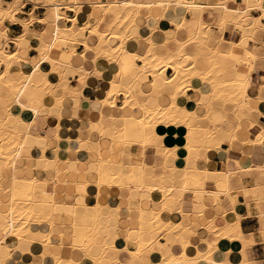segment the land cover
<instances>
[{
    "label": "bare ground",
    "instance_id": "6f19581e",
    "mask_svg": "<svg viewBox=\"0 0 264 264\" xmlns=\"http://www.w3.org/2000/svg\"><path fill=\"white\" fill-rule=\"evenodd\" d=\"M40 1L47 5L54 21L61 16L67 17L66 12L60 8V0ZM69 1L73 3L71 7L76 12L73 18L67 17L73 22V25L57 27L54 41L42 43L38 49L42 59L51 65V71H56L58 74L59 82L57 83L47 77V73L39 68L38 63H31L30 60L20 55V48L27 45L28 40L25 38L27 32L18 37H9L4 30L0 29V69L4 68L0 70V160L5 163V168L1 171H8L13 179L8 201H3L2 196L0 197V258L3 260L2 264H22L14 260L12 251L23 252L26 245L32 246L38 251L36 255L32 248L28 251L34 256V259L28 264H80L72 256L75 251L82 252L87 259L91 260V264H124L118 259L117 254L109 253L110 251H119L115 244L119 207L104 204L99 200V188L102 185L127 189L135 187L139 190H146L150 194L147 200L140 198L135 204L138 226L127 228L126 241H135L136 245L132 248L126 245L124 250L122 249L137 261L135 264H141L142 254L146 250L159 256L160 260L153 264H199L201 262L215 264L212 258L214 242L205 239L206 251L196 250L194 254H189L187 247L191 243L188 236L194 232L190 227L191 222L186 219V221L184 219L173 221L166 218L164 214L177 211L181 216H187L188 214L183 211V204L188 201L186 193L192 195V198H189L190 203H193L195 196L204 195L203 198L210 196L217 205H220L221 194L231 198L229 194V190L232 188L229 181L231 172L228 169L222 172L216 171L215 175L220 174L222 176L210 177V172L206 169L199 170L186 167L178 169L172 164L168 174L157 175L153 166L145 162V148L156 146L166 160L169 156L174 157V149L167 148L159 142L162 137L156 131L159 124H175L186 127L184 148L188 152L187 158H197L200 156L201 150L219 148L224 143L230 145L232 142L239 141L249 146L264 143V125L251 122L250 124L255 128V133L253 132V137L249 138L248 131L237 132L239 120L233 131L225 132L220 127L213 125V122L211 124L209 119V114L218 106L225 111L226 105L231 103L234 112L237 113L239 109L244 108L249 111L251 101L257 104V102L264 100L260 95L252 98L247 92L251 85L250 75L255 65L254 62L259 54L254 47L250 49L246 44V41L254 39L252 35L246 33L247 29L254 30L258 24V19H260L251 16L250 11L259 8L262 10L260 17L264 16V0H244L246 9L231 8L225 1L203 6L194 0H96L92 2V5L97 7L103 16L95 20L94 23L88 21L87 12L82 8L80 0ZM18 2L19 0H14L13 3L0 0V25L6 19H11ZM152 6H159L165 13L172 15L171 19L176 25V29L184 26L185 17L181 12L190 7H197L201 10V15L198 17V28L190 33L186 41H179L174 38L171 47L168 46V41L157 44L151 35L134 37L142 51L130 52L128 65L133 69H138L141 76H134L130 84L123 83L122 79L119 81L112 80L110 88L101 102L113 109L123 107L138 109L141 114L136 116L121 113L120 117L117 116L118 118L112 116L113 122L109 124H105L103 118L90 123V126L95 127L102 135H107L110 138V152L115 154L118 152L119 157H104L101 154L102 148L99 147V157L93 165L94 173L97 176V180L93 184L98 187L93 213L91 215H74L73 212L71 222L56 223L53 220V214L56 210L38 212L33 208V204L37 201L53 203L52 195L56 185L52 183L50 192L38 193L34 188L36 179L32 175L28 177L19 176L18 162L25 159L28 164L35 167L33 163L35 156L33 154L27 158L22 156V153L26 151L23 144L25 133L20 129L22 123L20 115L13 112L11 107L16 105L21 109L30 108L37 112L45 95H49L55 101L50 112L57 114L60 118L59 110L63 102L70 98L74 91L69 89L67 85V79H69L66 72L67 68L59 62H54L49 57V52L55 45L74 51L75 44L79 43L75 36L74 24L78 19H83L85 21L82 26L80 25V28L95 35L97 43L89 45L86 40L82 43L86 47L92 46L91 48L96 51V57L117 62L120 67L126 65L120 61L119 56L126 52V42L133 38L129 33L130 29L134 25H139L138 19L141 11ZM216 8L222 13V17L216 23L222 33L229 25L242 30V36L237 41L223 36V39L229 41L233 47L242 49L241 54L239 53L240 55L237 57L238 60L235 58L234 48L232 52L220 55L218 49L208 46L211 27L209 23L204 21L203 14L206 10L211 14L210 10ZM107 17L109 19L106 22V28L103 29L100 23ZM251 19L253 23L249 26ZM259 26L264 29V25L259 23ZM10 40L16 45L13 50L8 47ZM189 46H193L195 52L189 53L187 51ZM228 63H233L232 67ZM241 66L248 69L245 77H243V72L240 69ZM73 70L75 73H79L80 82L85 84L87 73L79 69ZM167 70H171L168 75ZM149 75L153 78L152 81L150 80L151 86H153V95L157 97L167 93L169 98L167 105H150L143 98L147 92L143 89H139L137 92L135 89V85L145 81ZM192 79L200 80L201 83L209 86L206 94L207 101L204 103L207 112L204 116H198L193 110L177 103V98L186 94V89L190 86ZM155 81L162 82V87L154 86ZM61 83H64L63 86ZM260 88H264V84ZM56 90H58L57 93ZM120 94H123L124 100L122 106L117 107L116 101ZM77 139L79 140L80 137ZM53 140L59 142L56 147L34 150V152L42 154L37 160L49 159L45 155V151L48 149H52L56 153L53 158L56 160L60 159L61 153H65L69 158L70 154L77 151V149L70 147L68 137L63 139L56 135ZM133 147L139 148L140 152L133 151ZM67 161L73 166L71 160ZM90 165L91 163L89 170L86 171L89 174ZM251 170H258L261 177L264 178V165H255L254 167L249 165L246 171ZM68 171L72 170L68 168ZM73 172L77 173L76 171ZM89 182L91 181L86 180L82 183L87 187ZM210 183H222L224 188L222 190L208 188L207 185ZM258 189L257 195L245 193V198L256 199L258 202L264 201V198L261 197L264 184H258ZM152 195H157V200ZM155 204H158L160 208L156 209ZM145 205H151L147 211H144ZM202 207L206 211V205L202 204ZM204 211L200 212V215L205 213ZM261 212L264 213V210ZM223 213L225 212L222 211L221 214ZM225 214L229 215V220L224 222L222 226L216 225L214 218L210 217L203 227L208 232L213 233L214 240L226 237L230 240H239L246 246L247 241L239 223L241 215L233 209ZM74 228L80 229V243L71 244L69 255L67 254L68 256L65 257L61 254L63 245L52 240L53 233L57 232L64 236L65 233H72ZM160 233H163L167 240L168 255L162 252L166 244L161 243L160 249L155 247L156 236ZM94 244L98 246L96 254L90 252V247ZM173 245H177L180 251L172 250ZM47 260L49 263H46Z\"/></svg>",
    "mask_w": 264,
    "mask_h": 264
},
{
    "label": "crops",
    "instance_id": "0c3cea01",
    "mask_svg": "<svg viewBox=\"0 0 264 264\" xmlns=\"http://www.w3.org/2000/svg\"><path fill=\"white\" fill-rule=\"evenodd\" d=\"M4 1L7 3L14 2V0ZM94 1L96 0H83L80 2L84 11L87 12V19L89 18V22L90 18H94L95 22V20L103 16V13L92 5ZM194 1L203 6L214 5L219 1H225L231 8L238 7L246 9L244 0ZM18 4L19 8L13 11L11 19H6L0 25V29L4 30L9 37H18L27 32L25 34V38L28 40L27 47L23 46L20 48V55L30 60L31 63H38L39 68L47 73V77L51 81L54 83L59 82L58 74L56 71H51V65L48 61L42 59L38 49L41 47L42 43H51L54 41V34L57 27H65L69 26V24L70 26L73 25V22L69 20V18H73L76 15V12L71 7L73 3L69 0L65 4L61 2L60 8L66 12L65 14H67L66 16L69 18L61 16L56 21L52 18L49 8L43 1L19 0L16 7ZM210 11L211 14H209L207 10L203 14L204 21L209 23L211 27L210 32L212 35L210 33L208 39L209 48L218 49L220 55L232 52V44L224 40L223 36L227 39L237 41L239 37L242 36V30L233 28L229 25L224 33H222L216 25L219 18L222 17L221 11L217 8ZM181 13L185 17L184 26L176 29V25L171 19L172 15L165 13L161 7L152 6L149 9H143L138 19L139 25H134L130 29L129 33L133 38L126 42V52L119 56L120 61L126 64L121 67L117 62L96 57L95 49L91 48L92 46L86 47L85 44L82 43L84 40H86L89 45L97 43L95 35L89 34L88 30L85 31L80 28L84 24L85 20L83 19H78L74 24L76 30L75 36L79 41V43L75 44L76 47L74 51L66 50L59 45H55L49 52V57L54 62H59L67 68L66 72L69 75L67 85L69 89L74 91V94L63 102L59 110L60 118L57 114H52L50 112V108L54 105L55 101L49 95H45L41 106L38 108L39 111L37 112L30 108L21 109L16 105H12L11 107L13 112L20 115L22 121L20 129L25 133L23 136V144L26 151L22 153V156L24 155L23 157L25 158L32 154L35 156L33 162L35 167L28 164L25 159L18 162L19 176L23 175L28 177L32 175L36 179L34 188L38 193L50 192L52 185H56L55 192L52 195L53 203L49 201H37L33 204V208L36 211L48 212L53 209L56 210L53 214V220L56 223L71 222L73 220V212L75 213L74 215H91L93 213V207L96 202L95 195L98 192V187L93 184L94 181L97 180L93 165H95L94 163L99 157V147L101 146V154L104 157L114 156V158H118L119 155L117 154L118 152L116 154L110 152V138L107 135H102L95 127L90 126V123L103 118L105 124H109L113 122L111 120L112 116L118 118L121 113L125 115L133 114L136 116L141 114L138 109L134 110L129 107L128 109L127 107L113 109L107 105L105 106L101 101L106 96V92L110 88L112 80L119 81L122 79L123 83L130 84L134 76H141L138 69H133L128 65L130 62L128 54L130 52L142 51L138 41L135 40L134 37H147L151 35V38L157 44L168 41L167 44L170 47L173 46L174 38L179 41H186L189 38L190 33L198 28V17L201 15V10L197 7H190ZM250 13L251 16L260 19H258V24L255 26L254 30L251 28L247 29L246 33L252 35L254 39L246 41V44L250 49L254 47L259 55L254 62L255 65L250 75L251 85L248 87L247 92L252 98L260 95L262 99H264V88H260V86L264 84V72H262L264 71V29L259 26V23L264 25V16L260 17L262 15V10L259 8L252 9ZM108 19L109 17L100 23L101 28H106ZM249 22V26H251L253 23L252 19ZM151 29H153V31H151ZM8 47L13 50L16 45L10 40ZM241 50L240 47L234 48L235 58L238 57L237 55ZM187 51L193 53L195 52V48L189 46ZM137 62L139 63L140 61ZM228 64L232 67L233 63ZM2 69L3 67L0 70ZM24 69H26V66H24ZM73 69H79L87 73L85 84L80 82L79 73H75ZM240 69L243 72V77H245L248 69L245 66H241ZM170 73L171 70H167V75ZM150 80L152 81L153 78L149 75L145 81L136 84L135 89L137 92L139 89L146 91L147 95L143 98L147 100L150 105H167L169 103L167 93L155 97V95H153V86H151ZM63 84L64 83H61L62 86ZM153 85L162 87V82L155 81ZM208 90L209 86L207 84L201 83L200 80L192 79L190 81V86L186 89V94L180 95L177 98V103L181 106H185L189 110H193L198 116H204L207 112L204 103L207 101L206 94ZM57 92L58 90H56V93ZM123 100V94H120L116 101V106H122ZM250 107L249 111L244 108L239 109V111L235 113L233 104L231 103L226 105L225 111L218 106L209 114V119L211 124L214 123L213 125L220 127L225 132L233 131L239 120L237 132L241 133L242 131H248V137L252 138L255 133V128H253L250 123L256 122L264 125V114H262L264 113V100L257 102V104L251 101ZM156 131L162 136L159 142L167 148L174 149V157L172 158L169 156L166 160L163 153H160L156 146H148L145 148V162L153 166L157 175L168 174L172 164L178 169L184 167L191 169L197 168L199 170L206 169L210 172V177L222 176L220 174L215 175L214 173L216 171L222 172L228 169L231 172L229 175L230 185L233 188V190L232 188L229 190L231 198L228 197V195L221 194V206L217 205L216 201L210 196H205L203 198L204 195L195 196L193 203H190L189 198H192V195L186 193L188 201L184 202L183 211L188 214L187 216L183 217L177 211L164 214L166 218H170L173 221L186 219L191 222L190 227L194 232L188 236L191 244L187 247V252L192 255L196 250L206 251L207 246L205 244V239H207L214 242L212 258L215 264H242L243 262H245V264H264V213L261 212V210H264V201L258 202L256 199H247L244 196L245 193L247 195H257L259 192L258 184H264V178L261 177L258 170L246 171L249 165L252 167L255 165H264V143L260 145L253 144L252 146L243 144L239 141L232 142L230 145L224 143L221 147L215 148L216 150L214 148L207 151L201 150L200 156L197 158H187L188 152L184 148L185 135L187 132L185 126L159 124ZM56 135L63 139L68 137L70 140V147L77 149V151L70 154L69 158H67L68 156L65 153H61L60 159L56 160L53 159L56 153L52 151V149H48L45 151V155L49 159L37 160L42 154L40 152H34V150L43 149L45 147H56L59 144V142L53 140ZM77 136L80 137L79 140ZM133 151H138L137 153H139L140 149L133 147ZM67 160H71L73 166L70 165ZM90 163L91 168L89 174L86 171L89 170ZM4 168L5 163L0 160V171ZM68 168L72 171L67 172ZM73 171L77 173L75 174ZM7 174L10 173L8 171L0 172V197L2 196L1 199L3 201H8L10 188L13 186L11 174ZM86 180L92 182H89L87 187L82 183ZM207 187L219 190L224 188L222 183H210ZM149 195L150 194L146 190H139L135 187L127 189L102 185L99 188V200L102 203L119 207L117 211L118 230L115 244L120 252L110 251L109 253L117 254L118 259L124 264H132V262L135 264L137 262L123 250L126 245L131 248L136 245L135 241H126L128 234L127 228H135L138 226V221L135 216L137 213L135 204L140 198L147 200ZM152 197L157 200V195H152ZM261 197L264 198V191L261 192ZM82 201L84 203H79ZM202 204L206 205V211H204ZM150 206L151 205H145L144 211H147ZM154 206L156 209L160 208L158 204ZM232 209L241 215L239 223L244 238L247 241L246 246L239 240H230L226 237L214 240L213 233L208 232L203 227V225L209 221L210 217L214 218L216 225L222 226L224 222L229 220V215L225 213L230 212ZM202 211L205 213L200 215ZM222 211L225 212L223 213L224 215L221 214ZM72 233H65L64 236H61L57 232L53 233L52 240L55 243L57 242V244L61 243L63 245L61 254L65 257L69 255L71 244L80 243V229L74 228L72 229ZM161 243L166 244L162 252L168 255V243L164 234L157 238L155 247L160 249ZM118 246L122 248H118ZM31 248L36 255L38 253L37 249L26 245L23 248V252L12 251L14 260L22 264L30 263L34 259V256L28 253ZM172 250L175 252L180 251L177 245H173ZM90 252L96 254L98 252V246L95 244L92 245L90 247ZM72 256L76 261L80 262V264H91V260L87 259L82 252L75 251ZM159 260L160 258L157 254H153L146 250L142 254L141 264H153ZM2 262L3 260L0 258V264H2ZM46 263H49V260H47ZM199 264L213 263L201 262Z\"/></svg>",
    "mask_w": 264,
    "mask_h": 264
},
{
    "label": "rangeland",
    "instance_id": "374dc122",
    "mask_svg": "<svg viewBox=\"0 0 264 264\" xmlns=\"http://www.w3.org/2000/svg\"><path fill=\"white\" fill-rule=\"evenodd\" d=\"M68 0H61V2H62V4H65L66 2H67ZM80 1H83V0H80ZM62 6H64V5H62ZM19 8V4H18V6H17V8L15 9V11L17 10ZM65 8H67V7H65ZM90 22H94V18H90ZM210 25V24H209ZM212 25V24H211ZM217 25V24H216ZM218 26V25H217ZM219 27V26H218ZM219 29V28H218ZM233 48H235V47H233ZM241 54V53H240ZM240 54H238L237 56H239ZM237 60H238V58H237ZM4 69V68H3ZM0 110H1V108H0ZM238 127V126H237ZM25 217V216H24ZM163 233H160V234H157V236H156V240H155V242L157 241V238H159L161 235H162ZM118 248H122V247H119L118 246Z\"/></svg>",
    "mask_w": 264,
    "mask_h": 264
}]
</instances>
